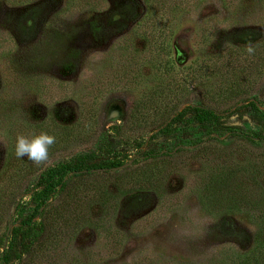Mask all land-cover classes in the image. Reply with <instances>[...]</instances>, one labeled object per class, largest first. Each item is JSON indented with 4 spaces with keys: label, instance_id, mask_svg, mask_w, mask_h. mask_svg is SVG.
Segmentation results:
<instances>
[{
    "label": "rangeland",
    "instance_id": "obj_1",
    "mask_svg": "<svg viewBox=\"0 0 264 264\" xmlns=\"http://www.w3.org/2000/svg\"><path fill=\"white\" fill-rule=\"evenodd\" d=\"M150 4L0 0V184L21 124L35 126L53 114L92 115L90 135L60 145L50 161L82 151H93L95 158L112 142H117L116 150L125 148V135L110 125L123 124L130 105L149 86L169 82L176 68L187 70L217 47L235 44L238 34H264V0H196L192 7L184 2L174 11L164 31L166 45L158 48L145 18ZM119 9L125 18L116 26L111 20L118 18ZM164 53L171 61L167 73L158 70ZM189 80L176 113L207 105L237 127L211 133V139L189 119L162 143L161 153L170 154L178 167L164 176L161 187L138 190L149 196L144 205L131 208L126 203L108 221L96 224L92 204L79 222L51 227V233L35 241L30 253H20L14 264H264V212L251 206L211 210L200 193L203 179L227 169L247 166L251 171L248 164L264 160V71L248 94L225 92L221 105L206 96L217 86L216 77ZM247 99L254 107L245 114L234 111ZM155 134L161 133L140 128L127 133L149 141ZM206 143L212 147L204 157L196 150ZM134 158L145 157L132 154L125 165ZM255 177L264 187V170H256ZM30 183V176L23 177L13 189L18 193L1 209L0 236L32 209ZM108 190L125 202L134 189Z\"/></svg>",
    "mask_w": 264,
    "mask_h": 264
},
{
    "label": "trees",
    "instance_id": "obj_2",
    "mask_svg": "<svg viewBox=\"0 0 264 264\" xmlns=\"http://www.w3.org/2000/svg\"><path fill=\"white\" fill-rule=\"evenodd\" d=\"M193 1L196 2V0H149L151 4L145 18L146 22L151 24L150 32L154 46L159 48L163 47V42L165 44L164 31L174 11L181 7L180 4L185 2L188 7H192L190 3ZM123 10H118L116 13L118 18H113L112 24L121 25L125 18ZM208 35H203L202 39H207ZM214 41L217 43L218 39L215 38ZM249 44L255 48L252 55L247 52ZM170 62V57L164 53L159 60L158 70L162 67L163 72L167 73ZM263 71L264 34L241 33L237 35L235 44L217 47L210 55L194 61L187 70L184 71L183 67L176 68L174 77L169 78V82L149 86L142 96L130 105L124 123L110 125L112 131L116 130L125 135L123 142L125 148L116 150L117 142H112L109 143L110 149H104L105 152H101L102 155H96L95 158L92 156L93 151H82L69 158L63 155L49 160L46 164L37 165L27 157L16 156L15 142L7 154L6 169L3 171L0 184V215L1 209L11 203L10 199L14 193H18L13 192V189L26 176L31 177L29 189L33 207L20 219L18 225L0 236L2 243L0 247L3 246L0 264H14L20 253H30L34 242L51 233V227L58 226L59 223L66 225L72 219L79 222L82 215L88 213V208L92 204H96V224L108 221L118 209H125L123 206L126 203L131 208L144 205L149 200V196L138 190L161 187L164 176L171 174L178 167V163L170 160L172 157L170 154L161 153L162 143L169 141L174 136V132L186 127L189 119H192L211 139H214L211 133L237 127L228 123L226 118L207 105L187 106L176 113L187 95L189 79L216 77L217 86L207 90L206 96L212 103L221 105L225 104L227 99L225 92L248 94L254 87L256 78ZM246 101L247 103L242 106L234 108V111L245 114L254 107L252 101L249 99ZM250 117L257 121L256 116L250 114ZM93 127L92 115L88 112L78 116L67 114L63 117L60 114H53L35 126L21 124L14 136L16 140L19 134L29 138L45 131L54 134L56 143L49 150L51 159L53 151L60 145L90 135ZM138 128L159 130L161 134L151 136L150 141L142 136L127 135L129 131ZM160 136L162 138H159ZM144 144L146 149L142 150ZM211 147L206 143L196 152L207 157ZM135 153L145 158L131 159L129 164L125 165V161ZM252 163V165L248 164L252 167L251 171L247 166L227 169L216 176L202 180L200 193L211 210L251 206L259 209V212H264L263 181L255 177L256 170L260 172L264 170V160ZM109 187H128L134 190L124 198L125 202H122L121 196L110 192ZM260 227L264 231V220ZM55 234L58 236L60 230ZM32 255L35 257V252H32Z\"/></svg>",
    "mask_w": 264,
    "mask_h": 264
},
{
    "label": "clouds",
    "instance_id": "obj_3",
    "mask_svg": "<svg viewBox=\"0 0 264 264\" xmlns=\"http://www.w3.org/2000/svg\"><path fill=\"white\" fill-rule=\"evenodd\" d=\"M249 55L254 54L253 45H247ZM56 143V136L49 132H41L31 138L19 134L16 138L15 154L18 158L27 157L37 165L46 164L50 160L49 150Z\"/></svg>",
    "mask_w": 264,
    "mask_h": 264
},
{
    "label": "bare ground",
    "instance_id": "obj_4",
    "mask_svg": "<svg viewBox=\"0 0 264 264\" xmlns=\"http://www.w3.org/2000/svg\"><path fill=\"white\" fill-rule=\"evenodd\" d=\"M113 113H114V110H113Z\"/></svg>",
    "mask_w": 264,
    "mask_h": 264
}]
</instances>
